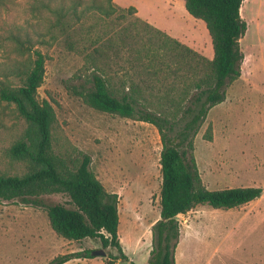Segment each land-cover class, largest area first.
I'll use <instances>...</instances> for the list:
<instances>
[{"label":"rangeland","instance_id":"rangeland-1","mask_svg":"<svg viewBox=\"0 0 264 264\" xmlns=\"http://www.w3.org/2000/svg\"><path fill=\"white\" fill-rule=\"evenodd\" d=\"M96 2L107 6L109 0H0V81L20 84L18 73L33 64L34 49L45 54L39 96L55 108L53 149L68 163L89 155L97 177L119 194V235L127 257L100 240L60 236L44 207L17 199L0 201V264H50L61 255L99 248L112 257H74L64 264H151L153 225L161 217L162 136L151 122L103 112L87 102L82 87L94 70L87 55L99 45L96 38L104 39L111 30V19L91 7ZM114 2L136 7L142 19L214 56L206 23L188 12L185 0ZM57 5L76 9L79 16L70 20L73 50L64 46L61 34L57 39L52 34L56 17L51 10ZM242 14L247 22L241 38L242 74L229 84L226 99L210 109L195 136L194 154L209 189L261 186L263 194L230 209L199 204L180 214L176 264H264V0H245ZM14 35L30 37L33 49L21 51ZM124 73L116 77L118 84ZM177 86L182 89L184 84ZM28 127L15 104L0 99V174L24 175L33 168L29 158L11 153L12 146L26 138ZM42 198L70 201L64 193Z\"/></svg>","mask_w":264,"mask_h":264},{"label":"trees","instance_id":"trees-1","mask_svg":"<svg viewBox=\"0 0 264 264\" xmlns=\"http://www.w3.org/2000/svg\"><path fill=\"white\" fill-rule=\"evenodd\" d=\"M244 1L185 0L188 12L206 23L214 49L212 58L142 19L134 6L123 8L114 0H109L107 6L97 2L91 5L111 19V30L104 39L101 35L96 38L99 45L87 55L94 66L81 86L87 102L103 112L151 122L162 136L161 217L153 225L151 264H176L180 214L199 204L230 209L263 194L261 186L209 189L202 181L194 154L195 136L210 109L226 99L229 84L242 74L245 55L241 38L247 30L242 14ZM71 10L64 5L53 7L56 21L52 34L55 39L61 34L64 46L73 50L70 20L76 9ZM12 37L21 51L33 49L30 37ZM34 52L33 64L18 73L20 84L0 81V99L15 104L18 114L29 124L26 138L14 144L11 153L33 163L24 175L0 174V201L18 199L42 206L60 236L76 241L100 240L103 246L117 248L121 256L127 257L119 235V194L109 191L97 177L89 155L68 163L53 149L55 108L39 96L46 56L41 50ZM123 70L125 79L118 84L116 77ZM55 193L68 195L69 203H51L42 198ZM74 257L94 256L90 250H83L61 255L50 264H64Z\"/></svg>","mask_w":264,"mask_h":264},{"label":"water","instance_id":"water-1","mask_svg":"<svg viewBox=\"0 0 264 264\" xmlns=\"http://www.w3.org/2000/svg\"><path fill=\"white\" fill-rule=\"evenodd\" d=\"M93 256H107L108 252L104 248L95 249L92 251Z\"/></svg>","mask_w":264,"mask_h":264},{"label":"bare ground","instance_id":"bare-ground-1","mask_svg":"<svg viewBox=\"0 0 264 264\" xmlns=\"http://www.w3.org/2000/svg\"><path fill=\"white\" fill-rule=\"evenodd\" d=\"M261 1H262V0H261ZM259 5H260V4H259ZM242 7H243V6H242ZM119 212H120V214H121V209H120V211H119ZM120 218H121V217H120ZM120 226H121V224H120ZM146 233H147V232H146Z\"/></svg>","mask_w":264,"mask_h":264}]
</instances>
